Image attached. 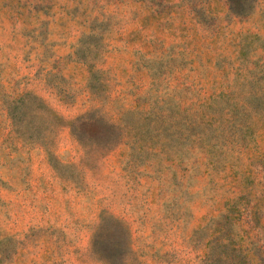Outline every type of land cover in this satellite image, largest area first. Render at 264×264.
Segmentation results:
<instances>
[{
  "label": "rangeland",
  "instance_id": "rangeland-1",
  "mask_svg": "<svg viewBox=\"0 0 264 264\" xmlns=\"http://www.w3.org/2000/svg\"><path fill=\"white\" fill-rule=\"evenodd\" d=\"M0 264H264V0H0Z\"/></svg>",
  "mask_w": 264,
  "mask_h": 264
},
{
  "label": "trees",
  "instance_id": "trees-1",
  "mask_svg": "<svg viewBox=\"0 0 264 264\" xmlns=\"http://www.w3.org/2000/svg\"><path fill=\"white\" fill-rule=\"evenodd\" d=\"M238 7V6H237ZM240 7H243V6H240ZM236 8V7H235Z\"/></svg>",
  "mask_w": 264,
  "mask_h": 264
}]
</instances>
